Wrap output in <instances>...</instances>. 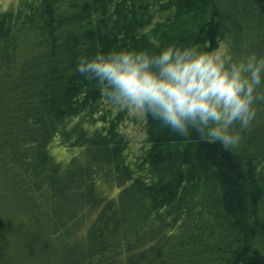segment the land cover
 Here are the masks:
<instances>
[{
  "label": "trees",
  "instance_id": "obj_1",
  "mask_svg": "<svg viewBox=\"0 0 264 264\" xmlns=\"http://www.w3.org/2000/svg\"><path fill=\"white\" fill-rule=\"evenodd\" d=\"M221 42L264 55V0L0 9V264H264V103L235 149L142 116L135 145L131 108L76 71L97 51Z\"/></svg>",
  "mask_w": 264,
  "mask_h": 264
},
{
  "label": "clouds",
  "instance_id": "obj_2",
  "mask_svg": "<svg viewBox=\"0 0 264 264\" xmlns=\"http://www.w3.org/2000/svg\"><path fill=\"white\" fill-rule=\"evenodd\" d=\"M76 71L97 82L112 105L225 150L239 146L257 118L254 106L264 103V55L255 52L235 62L226 49L209 51L196 43H170L157 52L113 49L81 56Z\"/></svg>",
  "mask_w": 264,
  "mask_h": 264
},
{
  "label": "rangeland",
  "instance_id": "obj_3",
  "mask_svg": "<svg viewBox=\"0 0 264 264\" xmlns=\"http://www.w3.org/2000/svg\"><path fill=\"white\" fill-rule=\"evenodd\" d=\"M18 0H0V9L1 10H14L17 6ZM215 49H221L222 51L224 49L227 50V46L224 43H219ZM214 49V50H215ZM129 117L133 118L136 117V122L133 123V121L128 122V126L126 127L127 130H129L130 135L133 139V144L138 145L139 140L142 139V133H141V115L134 111L132 108L130 109ZM50 154L56 161H62L65 160V158H68L65 154V151L62 149H58L56 146L53 150L50 151ZM114 194V193H113Z\"/></svg>",
  "mask_w": 264,
  "mask_h": 264
}]
</instances>
